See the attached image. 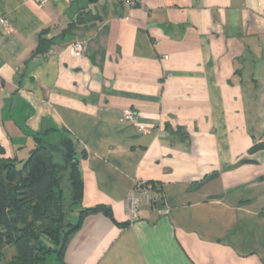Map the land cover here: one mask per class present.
<instances>
[{
  "label": "crops",
  "instance_id": "obj_1",
  "mask_svg": "<svg viewBox=\"0 0 264 264\" xmlns=\"http://www.w3.org/2000/svg\"><path fill=\"white\" fill-rule=\"evenodd\" d=\"M53 131L111 213L65 264H264V0H0V159Z\"/></svg>",
  "mask_w": 264,
  "mask_h": 264
},
{
  "label": "trees",
  "instance_id": "obj_2",
  "mask_svg": "<svg viewBox=\"0 0 264 264\" xmlns=\"http://www.w3.org/2000/svg\"><path fill=\"white\" fill-rule=\"evenodd\" d=\"M50 48L41 37L38 54ZM33 143L15 158L0 159V263L13 248L7 264H65L67 244L85 218L110 209L83 207V154L71 137L53 131L35 135ZM259 150L264 143L252 152Z\"/></svg>",
  "mask_w": 264,
  "mask_h": 264
},
{
  "label": "built area",
  "instance_id": "obj_3",
  "mask_svg": "<svg viewBox=\"0 0 264 264\" xmlns=\"http://www.w3.org/2000/svg\"><path fill=\"white\" fill-rule=\"evenodd\" d=\"M45 0H37L38 4H42ZM111 2H121L124 5L134 7L140 0H110ZM84 51L83 43L76 42L71 47V53L74 56L82 55ZM135 118L132 112L125 111L122 116L124 122H134ZM160 198L157 194L151 191L148 183H139L135 186L125 202L126 212L128 213L132 222L137 221L140 218V211L144 202L153 203Z\"/></svg>",
  "mask_w": 264,
  "mask_h": 264
},
{
  "label": "rangeland",
  "instance_id": "obj_4",
  "mask_svg": "<svg viewBox=\"0 0 264 264\" xmlns=\"http://www.w3.org/2000/svg\"><path fill=\"white\" fill-rule=\"evenodd\" d=\"M67 203L70 204V199H69V198L67 199ZM76 209H77V208L74 209L75 212H74V214H73V216H72V220H73V221H76V219L78 218V217H77L78 214H77V212H76ZM5 253H6V254H5V255H6V256H5L6 258H5V260H4L3 262H1L0 264H7V261H9V260H11V259L13 258L15 252H14V249H13V248H7Z\"/></svg>",
  "mask_w": 264,
  "mask_h": 264
}]
</instances>
